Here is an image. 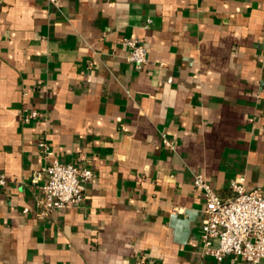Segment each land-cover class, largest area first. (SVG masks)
I'll use <instances>...</instances> for the list:
<instances>
[{
  "label": "crops",
  "instance_id": "obj_1",
  "mask_svg": "<svg viewBox=\"0 0 264 264\" xmlns=\"http://www.w3.org/2000/svg\"><path fill=\"white\" fill-rule=\"evenodd\" d=\"M39 137L93 172L48 218ZM194 171L264 192V0H0V264H248L201 255Z\"/></svg>",
  "mask_w": 264,
  "mask_h": 264
},
{
  "label": "built area",
  "instance_id": "obj_2",
  "mask_svg": "<svg viewBox=\"0 0 264 264\" xmlns=\"http://www.w3.org/2000/svg\"><path fill=\"white\" fill-rule=\"evenodd\" d=\"M56 8L61 0H44ZM127 48L126 59L136 69L147 61V50L135 39H124ZM36 110L23 115L25 120L41 118ZM164 146L173 144L163 137ZM37 147L45 164L35 170L31 183L38 187V211L41 218L61 211L69 205H80L85 201V183L93 172L88 167L64 163L55 158L44 137H39ZM193 186L204 199V219L200 231L201 255L222 261L225 257L242 259L248 264H260L264 260V192L260 187L247 188L243 177H237L230 184L232 195L221 198L205 180L200 171L192 174ZM7 184L0 173V191ZM143 258H141L142 261Z\"/></svg>",
  "mask_w": 264,
  "mask_h": 264
}]
</instances>
